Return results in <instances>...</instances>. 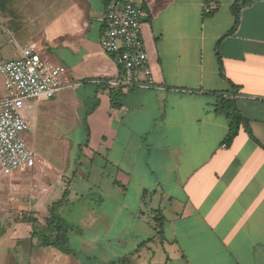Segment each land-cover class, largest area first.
I'll use <instances>...</instances> for the list:
<instances>
[{
	"label": "crops",
	"instance_id": "obj_1",
	"mask_svg": "<svg viewBox=\"0 0 264 264\" xmlns=\"http://www.w3.org/2000/svg\"><path fill=\"white\" fill-rule=\"evenodd\" d=\"M114 1L0 0V54L8 45H31L65 68L63 89L52 100L23 108L30 135L50 115L62 137L80 129L76 144L63 140L74 153L71 179L87 192H102L108 181L98 199L124 222L145 211L154 228L151 214L160 210L163 238L146 228L148 237L138 244L152 246L149 261L162 249L163 264H264V0L239 7L234 29L236 0H120L142 8L155 85L132 90L107 86L119 75L114 56L100 46L103 17ZM220 99L234 101L252 138L241 125L225 143L229 121L216 111ZM68 159L59 153L55 162L41 163L54 172L51 178L38 179L29 169L31 190L38 183L43 194L57 189ZM81 162L103 165L104 172L108 166L114 177L89 184ZM2 242L16 246L10 237Z\"/></svg>",
	"mask_w": 264,
	"mask_h": 264
},
{
	"label": "rangeland",
	"instance_id": "obj_2",
	"mask_svg": "<svg viewBox=\"0 0 264 264\" xmlns=\"http://www.w3.org/2000/svg\"><path fill=\"white\" fill-rule=\"evenodd\" d=\"M1 29L7 33L4 27L1 26ZM7 34L10 37L9 33ZM2 35L5 36V34ZM31 41L35 43V39ZM14 48L13 45H8L3 50L5 52L0 54V61L17 59L18 49ZM38 54L45 57L43 59H48V56L43 55L41 51H38ZM6 93L0 78V94L5 95ZM34 100L36 99L24 101V108L29 101ZM40 120L35 133L30 135V129L25 133V139L35 153V165L31 170L36 171L38 179L42 175H48L51 178L54 172L42 166L41 163L55 162L59 153L69 155L68 161L64 162L69 167L65 173L64 182L57 183V189L48 195L41 193L39 188H35V185L39 186L40 183L34 184L33 191L31 190L29 181L31 170H22L7 175L0 173V240H7L10 237L15 239L16 243L15 247H8L2 242L0 264H127L119 261L124 257H133L137 254L142 255L146 260L135 264H163L162 249L159 252L155 251V258L149 261L147 252L151 253L152 246H145L147 242H143L144 246L139 248V243L148 237V234H144V229L150 228L151 232L153 228L151 223L147 224L148 217L145 211L141 215L129 216L128 218L132 220L124 222L123 216L115 215L114 212L108 210L112 205L106 200L98 199L101 194L102 196L107 194L108 181L102 184V192L95 190L87 192L84 188L86 184L80 187L71 179V173L75 170L72 166L74 153L72 154L71 151L68 153L67 147L63 148V140L76 144L84 135L79 134L80 129H75L72 134L62 137L55 115ZM29 135L31 137H28ZM81 163L83 166L79 170L89 177V184H93L99 178L106 181V178L110 177L111 180L114 177V172L110 171L108 166L104 172L103 165L101 167V165L97 166V163L93 166L90 162ZM85 181L86 179H83L84 183ZM64 191H66V196L58 205L55 217L66 228L60 232L59 236L65 239L67 252H63L58 247L41 244L43 237L53 240L56 236L47 227L46 223L51 218L47 209L49 205L62 199ZM127 200L129 211H135L133 209L136 203L130 193ZM166 252L167 255H171L167 248ZM34 256H37L35 260Z\"/></svg>",
	"mask_w": 264,
	"mask_h": 264
},
{
	"label": "built area",
	"instance_id": "obj_3",
	"mask_svg": "<svg viewBox=\"0 0 264 264\" xmlns=\"http://www.w3.org/2000/svg\"><path fill=\"white\" fill-rule=\"evenodd\" d=\"M214 6L205 7L209 12ZM141 6L116 0L106 9L102 50L115 58L117 78L107 82L110 89H152L147 54L141 36ZM19 57L0 64V78L7 92L0 94V172L12 174L35 165V153L25 139L29 129L23 115L24 101L49 100L63 89L65 68L43 59L31 45L18 47Z\"/></svg>",
	"mask_w": 264,
	"mask_h": 264
},
{
	"label": "trees",
	"instance_id": "obj_4",
	"mask_svg": "<svg viewBox=\"0 0 264 264\" xmlns=\"http://www.w3.org/2000/svg\"><path fill=\"white\" fill-rule=\"evenodd\" d=\"M248 4V0H236L235 4L233 5V12L235 16V24L233 29L236 27L238 23V9L239 7L245 6ZM233 31V30H232ZM216 111L219 113H222L226 116L228 119V133L225 138V143L228 145L238 134V131L241 127V125H244L246 128L248 134L252 138V135L248 129L247 123L242 118L241 114L239 113L238 109L236 108L234 101L231 99H220L216 104ZM66 196V191H64V194L62 196V199L58 200V202L51 204L48 206L47 212L49 213L50 217L49 221L46 223L47 227L50 228L52 233H55L56 236L53 240L52 238L43 237L41 240V244L43 246H52V247H58L63 252H67L66 250V241L63 238H60L59 234L61 231L66 230L60 222L59 219L55 217V212L58 208V205L62 202L64 197ZM151 219L155 223L154 226V232L157 237L163 238V227H164V218L160 212V210H155L151 214ZM121 262H124V259L120 260Z\"/></svg>",
	"mask_w": 264,
	"mask_h": 264
}]
</instances>
